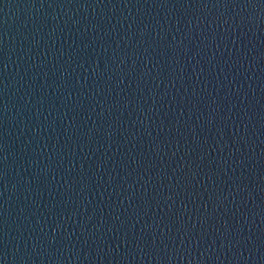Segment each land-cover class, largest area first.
<instances>
[{
	"label": "water",
	"instance_id": "obj_1",
	"mask_svg": "<svg viewBox=\"0 0 264 264\" xmlns=\"http://www.w3.org/2000/svg\"><path fill=\"white\" fill-rule=\"evenodd\" d=\"M0 264H264V0H0Z\"/></svg>",
	"mask_w": 264,
	"mask_h": 264
}]
</instances>
